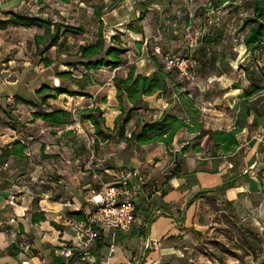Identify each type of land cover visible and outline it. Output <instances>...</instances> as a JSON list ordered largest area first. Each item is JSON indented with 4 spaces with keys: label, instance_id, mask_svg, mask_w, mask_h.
Returning a JSON list of instances; mask_svg holds the SVG:
<instances>
[{
    "label": "crops",
    "instance_id": "obj_1",
    "mask_svg": "<svg viewBox=\"0 0 264 264\" xmlns=\"http://www.w3.org/2000/svg\"><path fill=\"white\" fill-rule=\"evenodd\" d=\"M20 4L25 3L23 0H0V21L9 18L7 12L17 13L16 6ZM12 29L17 32L39 28L13 25L0 28V56L6 58L9 55L8 62L0 58V148L21 140L28 146L29 160H35L36 164L29 175L23 176V161L15 163L13 158L0 161V264H264V144L256 139L264 133V127L251 126L253 116L249 119V127L237 135L238 148L229 155L216 152L213 143L207 144V138L202 142L204 151L196 152L190 146L195 135L183 130L176 135L170 148L162 143L139 146L135 142L100 140L102 147H108L109 143L112 147L118 144V147L129 149L124 154L126 158H115V161L113 153L111 157H102L100 153L97 154L99 157L89 155L88 160L84 155L72 156L71 151H76V147L69 148L62 142L67 131L57 132L45 127L27 138L23 137L24 130L28 129L25 126L44 123L33 121L35 109L17 102L16 97L40 104L36 90L44 84L53 87L52 83L58 80L56 75L60 72L50 74L49 70L55 65L52 58L54 62L47 66L40 62L41 57L38 63L35 58L30 60L24 55L12 56L20 55L23 49L9 44L13 39L4 42L5 34L7 39L13 36ZM121 32L125 31L121 29ZM34 34L40 35L36 31ZM79 35L82 34L66 35L67 45L76 44L70 37H78V45L93 42L97 37L92 35L82 41L84 39ZM127 40L124 39V43ZM245 50L242 48L247 59L251 55L245 54ZM19 58L24 61H19ZM66 63L63 68L68 67ZM118 71H98L111 74L109 99L115 98L112 78ZM235 92L238 93L233 104L229 105L230 117L225 121L217 119L222 123L220 127L210 129L205 124V129L229 131L234 128L232 109L242 90L236 89ZM66 98L69 102H65ZM84 98L79 97L80 100ZM60 100L65 106L60 104ZM72 100L74 98L64 94L50 100V103L54 107L71 110L68 106ZM114 100L111 101V113L105 109L109 101L101 107L107 131L114 129L115 119L120 114L116 98ZM145 100L149 109L137 112L128 130L136 121H146L145 112L154 111L156 120L171 106L163 97ZM71 128L65 130L72 131ZM91 128L95 132L92 124ZM135 128L136 125L130 132ZM185 147L186 151L183 150ZM139 148L148 150L140 155ZM44 154L57 157L42 159ZM82 162L86 163L84 171L80 167ZM60 163L69 166L61 167ZM10 164L15 167L13 174L7 171ZM176 165L179 167L178 175L167 180V175ZM251 165L255 166L253 173H245ZM122 170H139L148 180L135 201L136 223L129 231L103 229L89 255L62 256L58 251L63 247H76L81 242L74 222L82 221L71 213L80 211L81 217L86 218L94 210L91 201L94 193L112 184L108 181L109 176L119 182L120 179L112 176L111 172ZM102 171L109 175L105 176ZM11 197H16V205L9 204ZM33 215H44L46 220L33 222ZM100 243L105 247L100 249ZM112 245L115 246L114 253L110 252ZM213 257L224 258L219 261Z\"/></svg>",
    "mask_w": 264,
    "mask_h": 264
},
{
    "label": "trees",
    "instance_id": "obj_2",
    "mask_svg": "<svg viewBox=\"0 0 264 264\" xmlns=\"http://www.w3.org/2000/svg\"><path fill=\"white\" fill-rule=\"evenodd\" d=\"M44 2V0H40ZM58 3L67 5L73 4L75 0H55ZM103 3L108 2L111 6L110 10L115 8L121 0H100ZM243 0H208L205 6L201 7L200 13L197 12L192 16L188 15L185 19L186 28H190L193 24V18L197 15L205 16L209 12L220 9H227L234 12V9L240 8L238 2ZM250 5L251 14L240 19L241 25L239 33H244L242 48H245V54L251 55L247 64H241V69L250 83L249 88H244L240 82L233 84V89H241L242 92L238 97V101L234 105L232 111L235 117V124L232 130L208 131L205 129V123L202 119L203 112L198 104L197 97L192 95L191 89H187L186 85L191 83L185 77H181L178 70L168 71L164 64V58L168 54L176 53L172 46L180 39V35H176L175 30H170V23H174L178 30L182 28V19L179 12L185 11L183 0H137L136 4L140 11L138 22L141 24L147 19L148 15L155 11V8H161L157 16L156 22L159 24V31L162 33V39L165 42L158 43L153 49L149 45L144 48V41H135L136 52L129 45L123 46L119 38L114 35L111 37V43H108L105 37L104 23L101 20L104 16L103 9L108 8L107 5L92 6L94 16L100 19L98 33L95 41L68 46L66 35H78L84 31L82 27L69 25L68 23L54 22L42 16L23 15L20 13L7 12L9 17L6 21H0V28L5 29L8 25L22 26L26 28L43 29L42 35L34 36V43L39 48L44 47L43 52L46 53L52 48H56L58 55L71 54L76 49L74 61H69L66 65L76 70L82 68L84 70L83 77H73L72 71L60 73L63 77H71L75 84L80 87L79 92H71L69 89L61 86L42 85L36 90V94L40 97L41 105L45 109H39L40 104L33 100H26L16 97V101L23 103L35 109L33 112V121L40 120L51 128L66 127L75 124L73 113L64 108H58L51 105L50 100L58 99L61 95L84 96L90 97L84 91L83 79H89L91 72H97L103 69L121 70L126 69L125 75L117 74L112 78L115 88V98L118 103L120 114L114 122V129L107 131L104 110L101 106L86 107L82 113V119L91 123L95 129V149L99 148V141H108L113 138L118 142L132 143L135 142L139 146L162 143L170 148L175 140L176 135L186 130L195 135L190 144L192 148L201 153L204 151L202 142L207 138V144L213 143L216 152L229 155L238 148L237 135L245 128L249 127V119L253 116V124L251 126L264 127V113L260 110V103L263 100L260 93L264 89L262 80L253 75L251 70H258L264 77V66H261V59L264 57V0H245ZM175 6H177L175 8ZM126 29L134 33H138L145 38V29L142 27L137 30L133 23L130 22ZM162 40V41H163ZM195 47L188 46L182 57H187L192 63L191 73L194 80L196 74L201 78L210 77V75L223 76L233 70L228 51L224 49V43L227 40V32L221 25L217 24L211 27L209 33L199 36ZM160 48L161 53L158 54L155 49ZM234 50V48L230 49ZM134 53V56H133ZM146 58L153 66V72L146 74L139 71V67L132 63L136 59ZM132 58V61L130 59ZM47 66H51L54 62L51 59H43ZM257 67V69H256ZM163 97L171 105L170 108L162 113L160 118L149 121H136V128L130 132L128 126L134 119V116L140 110H148L149 104L145 98ZM102 104L107 103V98L102 99ZM13 120V117L10 116ZM55 134V133H52ZM72 134L67 131L66 135ZM28 146L21 140H15L5 148H0V161H6L13 158L15 163L25 162L22 164L24 170L29 165V157L26 153ZM186 147L183 148L186 151ZM56 155H42V159L55 158ZM179 173V167H176L167 175V180H171ZM71 215L77 217L79 221L85 222L86 218L81 217L82 213L73 212ZM46 217L33 215V222L45 221ZM99 240V239H98ZM97 240V241H98ZM105 247L104 243L99 244V248Z\"/></svg>",
    "mask_w": 264,
    "mask_h": 264
},
{
    "label": "rangeland",
    "instance_id": "obj_3",
    "mask_svg": "<svg viewBox=\"0 0 264 264\" xmlns=\"http://www.w3.org/2000/svg\"><path fill=\"white\" fill-rule=\"evenodd\" d=\"M137 0H121L115 8L112 10L109 9L110 4L106 2H102L100 0H75L71 6H61L56 2L55 0H44V2H41L40 0H23L25 3L24 5H18L16 6L17 13L23 14V15H39L41 14L44 18L50 19L54 22H62V23H68L69 25H79L78 27H82L84 29L83 32H81L82 35L81 39H84L82 41H86L85 39H89L92 35L95 36L98 33L99 28V22L100 19L94 16L93 8L92 6L98 5L103 6L107 5L108 8L103 9L104 17L101 19L103 21L104 25V31H105V37L108 43H111V37L116 35L122 45L129 44L130 47L136 52L135 47V39H140L141 41H144V48L147 47V45L150 46L151 49L155 47L158 43H164L165 40L162 39V33L159 31V24L156 22L157 16L160 11H162L161 8H155V11H152L146 20L143 21V23H139L137 18L140 14V11L136 4ZM185 4V11H180L179 15L182 19V28L181 30H178L177 26L174 23H170V30H175L176 35H180V39L172 46L173 50L177 52L173 53L174 55L178 57H182L184 52L187 50L188 46L195 45L197 39L199 36L209 33L211 30V27L214 25H221L224 27V29L227 32V40L224 43V49L228 51L229 57L233 59L231 61L233 65V70H231L229 73L223 76H215L210 75V77L201 78L198 74H196V80L192 81L191 83L186 85L187 89H191L192 95L197 97L198 104L200 105L203 116L202 119L205 124L209 126L210 129L220 127L222 125L221 122L217 121V119H227L230 117V109L229 105L233 104V99L236 97L235 95L238 92H235V89H233V84L240 82L244 88H249L250 83L248 82L244 70L241 69V64L248 65V67L251 65L247 64L248 59H246L244 52L242 51V41L244 37V33H239V28L241 25L240 19L243 18L246 15H250L251 8L250 5H247L245 3V0L238 2L237 5H241L240 8L234 9V12H229L227 9H220V10H214L209 12L205 16L197 15L196 18H193V24L190 28H186L185 26V19L188 15L192 19V16L197 12L199 14L201 7L205 6L208 3V0H183ZM82 3V4H81ZM177 6H175L176 8ZM62 12V14H61ZM132 22L134 27L137 30H140L142 27L145 29V38L139 35L129 34L127 33V25ZM125 31V32H121ZM34 31L36 33L42 35L44 33L43 29H34V30H17V32H14V30H11V33L13 36H10L9 39H7V34H5L4 42L8 43V40L13 39L12 41H9V44H12L13 47H22V53L15 54L12 56H19L21 57L24 55L25 58H28L30 60L34 59L36 62H38L39 57L43 59H54L55 65L52 67L50 71V74L56 75L58 72L62 73L65 71H72L73 77H83L84 70L82 68H78L76 70H72L69 67L63 68V65L67 61H74L76 56L74 55L76 49H73L71 51V54L68 55H58L57 49L53 48L48 50L46 53L43 52L44 47L37 48L36 44L34 43ZM85 34V35H83ZM77 38L70 37L71 41L75 40V45L77 44ZM124 39H128L124 43ZM163 40V41H162ZM20 42H23V45H20ZM15 45V46H14ZM74 44H71V46H75ZM195 47V46H194ZM234 48V50H230ZM134 56V53H133ZM4 56H0V58ZM23 57V58H24ZM23 58H19V61H24ZM22 59V60H21ZM131 61L132 58L130 57ZM246 59V60H245ZM8 57L4 58V61L8 62ZM52 60V61H54ZM39 63V62H38ZM132 63H135L139 70H141L143 73L151 72L153 69V66L149 63L148 59L146 58V54H143V57L140 59H136L135 61H132ZM192 63V62H191ZM261 63L264 66V57L261 59ZM193 65V63H192ZM255 64L251 65V67H254ZM126 69L122 68L118 71L119 75H125ZM253 75L260 78L262 80V85L264 87V77L258 70H251ZM90 78L86 79L84 78L83 86L84 91L90 95V97H85L84 100H80L79 97L81 96H72L70 97L74 98L72 100L71 105L68 106L73 113L75 124L66 126V127H59V128H52V131H69L65 130L68 127H73L72 134L66 135L65 139L62 140L65 146L71 148L76 147V151H71V155H84L86 159L89 157V155L95 154H101L103 157L104 155L106 157H111V153L115 154L113 159L115 161V158L119 159L124 156L126 158L125 152L129 151L128 148L123 149L122 147H118L117 145L110 146L108 143V147L103 148L99 144V148L97 150L95 149L96 144L94 143V139L96 140V135L94 131L91 128V123L84 121L82 117L83 111L86 109L88 105L93 106H101L104 107V104H102V99L104 97L107 98V103H109L105 106L106 111L108 113H111L112 110V102L115 101L114 97L111 99L108 98L110 95V87L108 83H110V77L111 74L109 72H91L89 74ZM58 77V80H56L55 83H52L53 86L61 85L67 89H69L71 92H79L80 87H78L74 80L75 78L71 77H63L60 74L56 75ZM36 86V85H35ZM102 88V89H101ZM97 94V95H96ZM263 100L260 103V110L262 113H264V89L260 93ZM95 96V97H94ZM65 102H69V99L66 98ZM60 104L64 105V101L60 100ZM65 106V105H64ZM91 106V107H93ZM109 108V109H108ZM39 109H45L43 105L40 106ZM222 113V114H221ZM145 120H154V111L145 112ZM110 117V114H109ZM36 126H38L36 128ZM135 126L133 124L132 127L129 128V132L131 129ZM35 127V128H34ZM49 127L46 124H39L35 126H25V128H28L27 130H24V138H27L31 136L32 133H36L37 130H41L42 128ZM81 131V132H79ZM262 136V134L260 135ZM57 140V139H56ZM55 140V141H56ZM31 141V140H30ZM113 143L118 142L117 139L113 138L111 139ZM103 148V149H102ZM128 149V150H127ZM148 149L146 148H139L138 152L141 154L145 153ZM64 153V151H61ZM99 157V156H98ZM97 157V158H98ZM109 159V158H108ZM88 160V159H87ZM92 161H95V159H92ZM25 164V162H24ZM33 164V165H32ZM36 164V161H30L29 165L27 166V169H22L23 176L29 175L32 172V169H34V165ZM105 164V163H104ZM107 164V163H106ZM61 167H67L69 166L67 163L59 164ZM108 165V164H107ZM253 166V165H251ZM250 166V167H251ZM81 169L84 171L86 167V163L82 162V165L80 166ZM250 167L248 170H250ZM110 169V166L108 167ZM8 174H13L15 167L13 165H9L7 168ZM116 169V168H115ZM119 169V168H118ZM252 171V170H251ZM104 172V171H102ZM246 173V171H245ZM104 175L107 176L109 174L104 172ZM108 181L110 183H118L117 181H114L111 176ZM104 178V177H103ZM26 178L23 179V181ZM105 180V178H104ZM93 248L89 251L92 252ZM216 260H221L224 257H213ZM202 260H205L207 262L208 260L206 258H201ZM220 264V262H218ZM222 263V262H221Z\"/></svg>",
    "mask_w": 264,
    "mask_h": 264
},
{
    "label": "built area",
    "instance_id": "obj_4",
    "mask_svg": "<svg viewBox=\"0 0 264 264\" xmlns=\"http://www.w3.org/2000/svg\"><path fill=\"white\" fill-rule=\"evenodd\" d=\"M191 44V47L196 46ZM155 51L160 54V48ZM164 64L168 71L178 70L181 77L194 81L191 73L192 63L187 57H178L174 54H168L164 58ZM259 143L264 144V133L256 137ZM255 166H251L246 173H253ZM252 170V171H251ZM111 175L119 178L118 183L106 185L98 193H94L92 203L94 210L86 217L85 222H74L80 232V245L76 247H63L58 252L71 258L74 255L86 254L95 246L100 238L103 229L113 231H129L137 221L136 199L139 196L143 186L148 180L139 170H122L120 172H111ZM264 177V171L262 173ZM10 205H16V197H11ZM154 241V245H156ZM110 252H115V246L110 247Z\"/></svg>",
    "mask_w": 264,
    "mask_h": 264
}]
</instances>
